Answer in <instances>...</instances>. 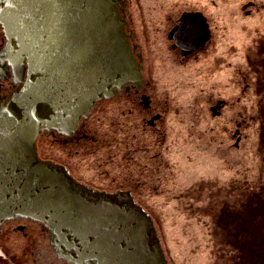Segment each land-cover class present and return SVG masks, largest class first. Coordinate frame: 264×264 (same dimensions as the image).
<instances>
[{
	"label": "flooded vegetation",
	"instance_id": "1",
	"mask_svg": "<svg viewBox=\"0 0 264 264\" xmlns=\"http://www.w3.org/2000/svg\"><path fill=\"white\" fill-rule=\"evenodd\" d=\"M126 2L122 15L128 20L126 30L135 46L137 65L141 64L142 79L115 86L113 94L98 99L74 127L43 128L37 138L39 156L63 165L78 181L96 191L131 193L145 209L155 206L149 203L155 194L169 198V207L175 208L179 192L194 196L196 189L199 197L195 198L200 199L196 205L200 209L197 224L208 238L198 264L211 261L217 249L225 248L221 239L227 237V229L233 231L230 236L236 233L237 221L244 214L245 222H249L245 230L250 231L247 247L248 240L257 247L256 253L249 255L248 264L264 262V117L258 112L261 106L257 95L253 98L250 93L264 92V0H231L232 8L225 11L229 23L237 16L245 18H240L241 22L247 21L242 28L252 42L256 38L257 46L247 48V52L253 49L251 55L241 57L255 56L249 57L247 64L239 61L241 47L240 51L227 33L235 27L217 24L216 7L205 11L198 6H179L164 14L163 9H155L150 36L153 55L161 65L160 71L171 67L176 72L168 84L173 88L164 90L154 88L148 78L147 52L128 8L129 0ZM185 12H202L210 33L203 45L187 54L172 33ZM11 48L0 21V102L12 98L29 75L28 62L23 75L16 73L9 60ZM195 58L202 66V75L206 71L204 74L213 76L207 83L205 75L197 78L186 74V64ZM254 75L261 77L254 82ZM168 92H174L181 103L170 108L172 97ZM185 93L192 98H185ZM238 176L243 177L239 189L246 191H240V197L222 184L225 180L232 186ZM254 176L263 177L256 182V191L251 183ZM179 214L177 211L171 216L175 220ZM253 217L257 218L254 226ZM182 222L179 220V224ZM233 239L232 246L236 247L239 237ZM48 253H52V259ZM0 260L5 264H74L55 251L46 225L21 216L7 219L0 228Z\"/></svg>",
	"mask_w": 264,
	"mask_h": 264
},
{
	"label": "water",
	"instance_id": "2",
	"mask_svg": "<svg viewBox=\"0 0 264 264\" xmlns=\"http://www.w3.org/2000/svg\"><path fill=\"white\" fill-rule=\"evenodd\" d=\"M126 6L0 0L10 63L21 75L29 67L24 86L0 102V228L13 217L35 219L50 229L58 255L74 264H171L153 216L131 193L96 191L37 150L43 128L74 127L115 86L142 79ZM207 29L202 12H185L172 33L187 54L206 42Z\"/></svg>",
	"mask_w": 264,
	"mask_h": 264
},
{
	"label": "rangeland",
	"instance_id": "3",
	"mask_svg": "<svg viewBox=\"0 0 264 264\" xmlns=\"http://www.w3.org/2000/svg\"><path fill=\"white\" fill-rule=\"evenodd\" d=\"M240 1V0H239ZM159 4V5H156ZM179 6H184V8L191 7V6H198L205 9V11L208 10H215V7L218 10L217 19L219 21V25H231L235 28L234 31L227 32L228 35H230V39L237 43L239 46V50L241 47L242 52L239 51V61L245 62L249 57H255L254 55L248 56L247 59H243L241 57H245L246 53L251 55V52L253 49L250 48L253 47L255 44L257 46V42H255L256 38H254V41L252 42L251 38H249V33L246 31L245 28H242L243 24L247 25V21L241 22L242 17L237 16L236 19L232 20V23H229L228 20V14L225 12L226 9H231V0H129V10L132 12L134 19H135V26L137 30L140 32V36L142 37V41L144 43L145 50L147 52V73L148 78L151 79L152 84L154 88L157 89H171L173 87L169 86V80L175 77L176 72L174 69L169 67L168 70L163 69L160 71L161 65L157 62L156 57L153 55V44L152 39L150 36L152 35L151 32L153 30L152 25L154 23H151L153 16H155L157 13L154 11L155 9H163L162 13H166L167 11H175L179 8ZM183 8V7H180ZM137 15V17H136ZM212 19V16H210ZM234 18V17H231ZM245 19V18H242ZM237 20V21H236ZM250 20V19H249ZM237 22V23H235ZM251 24V23H250ZM248 24V26L250 25ZM219 43L217 42L216 45ZM244 44V46L242 45ZM249 44V45H248ZM251 45V47H250ZM249 48L247 52V48ZM163 50H165V47L163 46ZM214 54H211L208 58L209 61H211ZM243 64H247L246 62ZM187 66L188 71L186 72L187 75H190V77L195 76L197 78L203 77V75L206 76L207 80H211L213 76L211 74H204L202 75V66L200 67L199 62L195 58L194 60H191ZM264 66V65H263ZM157 68V69H156ZM257 68L256 65H254V70ZM164 71V72H163ZM163 72V73H162ZM257 75V74H256ZM254 75V79L256 82L257 77H261V75L256 76ZM253 82V83H254ZM169 84V85H168ZM200 86V84H199ZM238 87V86H237ZM170 93L171 98V106L172 105L177 106L181 103V99L176 96L174 92H168ZM252 97L259 101V105L261 106V109H258V112L261 116L264 117V92L251 91ZM185 98L191 97L192 95H189L188 93H185ZM179 102V103H177ZM169 108V109H170ZM173 109V108H172ZM254 110L256 111L257 108L254 105ZM256 114L255 112H253ZM171 135L174 136L173 131L171 132ZM264 140V137H261V142ZM259 150V149H258ZM254 152V150H253ZM260 152V150L258 151ZM248 155H251L247 153ZM180 155V154H179ZM181 158V156H180ZM183 158V157H182ZM181 160V159H180ZM238 174L240 172L238 171ZM180 181H181V175H180ZM238 178V179H237ZM262 176L256 177L254 176V180L251 182L253 183V188H251L256 191V188L258 186V183H256L259 179L262 181ZM243 179V177L238 176L235 179V183L232 186L228 185V181H223V186L229 187L230 191L232 193H237V195L240 197L241 192L246 193V191H241L239 188L240 181ZM237 185V189L236 188ZM235 186V188H233ZM241 191V192H240ZM262 194L264 193L263 190H261ZM189 196H186L183 191L179 192L175 198L178 200L177 205L175 208L169 207L168 200L169 198L163 197L160 198L157 194L155 196L149 198V203H154L155 206L148 208L147 210L149 213L153 216V219L155 221L156 227L158 229V232L160 234V237L162 238L163 247L165 249L166 255L170 261L171 264H198V260L201 258V255L203 253V248L205 246V240L208 238H204L202 235V231L200 230L199 225L197 224L199 219L196 217L199 215L200 209L198 206H196L200 199L195 198V196H198L196 193V189L194 191V196H192L190 193H188ZM199 197V196H198ZM194 202V203H193ZM166 204V205H165ZM229 209H227L225 212H228ZM177 211L180 213L177 218L174 220V218L171 215H176ZM243 219L239 218L236 224V233L233 234V236L237 235L239 237V240L237 239L236 242H239V244L235 247V244L232 246V242H234L233 236L231 235L230 229H227V237L221 239L223 240V247L221 249H217L219 252L216 257H214L211 261L206 262L205 264H248L249 262V255L255 254L257 251V247L252 244L250 240L249 246L247 247V238L250 234L249 230L246 229V225L249 222H245L246 214L242 215ZM183 220L181 224H179V220ZM254 221H257L256 217H253V226ZM245 222V223H244ZM256 223V222H255ZM263 241H264V235ZM250 239V236H249ZM235 242V243H236ZM251 243V246H250ZM46 245V243H45ZM209 246V245H207ZM263 251V257H264V247L262 248ZM239 253V254H238ZM51 256L50 259H52V253H48ZM257 256H260L263 258L260 254ZM210 258V257H209ZM264 259V258H263ZM218 261V262H216ZM23 264H26L24 261H22ZM0 264H5L4 261L0 260ZM28 264H34L33 262H29ZM253 264H264L263 261L260 262H253Z\"/></svg>",
	"mask_w": 264,
	"mask_h": 264
}]
</instances>
